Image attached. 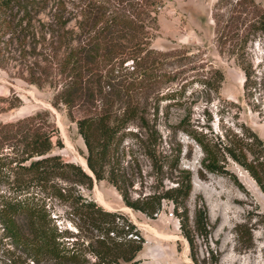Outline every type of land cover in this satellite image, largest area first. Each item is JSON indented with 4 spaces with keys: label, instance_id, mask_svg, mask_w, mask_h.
I'll return each instance as SVG.
<instances>
[{
    "label": "trees",
    "instance_id": "obj_1",
    "mask_svg": "<svg viewBox=\"0 0 264 264\" xmlns=\"http://www.w3.org/2000/svg\"><path fill=\"white\" fill-rule=\"evenodd\" d=\"M73 1L58 0L47 12L50 18L43 35L53 36L56 41H48L45 45L48 53L41 56L48 63L43 68L44 73L60 76L54 84V105L61 104L70 111L81 107L85 111L76 124L87 148L85 157L92 175L80 164L68 161L54 151L55 147H60V141L53 140L55 129L45 111L0 123V181L7 185L0 190L3 230L13 244L21 246L30 257L53 264L138 263L137 257L146 239L133 221L121 211L103 208L76 189L77 185L91 186L94 178L106 179L116 187L128 207L150 217L162 211L166 203L172 204L180 229L189 242L192 264H218V258L213 255L208 259L197 258V239L207 242L211 234L207 206L203 200L196 205L192 224L187 200L193 173L180 166V145L169 146V152L162 148V136L157 127V100H151L154 104L153 112H150L148 104L131 98V93L144 86L146 80H157L161 75L151 70L149 62L157 53L151 43L152 26L140 18L137 10H110L109 1L78 0L83 6L80 13V7ZM49 2L0 0L2 49L8 50L9 54L19 52L22 63H29L28 66L31 62L39 63L31 58L40 55L38 44L27 41L37 36L33 14L46 11ZM143 2L149 11L156 13V0ZM67 13L75 15L73 28H67L73 20L66 17ZM150 19L157 21L155 16ZM258 32L264 36V11L252 23L248 33ZM237 45V52L232 50V53L240 62L247 46ZM129 60H132L131 64ZM260 64L263 68L261 82L256 79L258 73L251 65L243 66L248 97H254L261 85L264 87V59ZM215 72L220 84L224 73L221 70ZM45 81L49 82L48 77ZM211 85V78L205 81L209 89H212ZM16 99L8 100L9 107L18 106ZM131 124L138 130L130 129ZM180 125L201 150L199 176L204 172L227 174L237 181L228 170L231 159L251 174L264 193V139L257 131L242 123L239 131L230 127L221 134L209 125H192L187 118L181 120ZM128 134L136 138L149 160L150 173L144 174L135 158L126 163V148L122 141ZM145 175L153 180L151 184ZM138 179L143 188L134 196ZM166 179L175 185L166 187ZM58 180L72 184L71 187H52L57 189L60 199L68 203L70 214L77 220V233L62 228L59 232L52 226L49 213L41 202L40 194L47 192L48 186ZM146 188L149 192L143 190ZM70 237L76 239H67Z\"/></svg>",
    "mask_w": 264,
    "mask_h": 264
},
{
    "label": "rangeland",
    "instance_id": "obj_2",
    "mask_svg": "<svg viewBox=\"0 0 264 264\" xmlns=\"http://www.w3.org/2000/svg\"><path fill=\"white\" fill-rule=\"evenodd\" d=\"M43 1L45 3L47 0ZM103 1H109L110 10L113 11H139L140 18L152 26L151 43L157 53L151 56L149 62L152 64L151 70L161 75L157 80H146L144 86L131 93V98L148 104L150 112H153L154 104L151 100L156 99L159 105L157 127L162 136V148L167 152L169 146L180 145L182 148L180 166L193 173L192 189L187 200L192 224L196 205L203 200L207 206L211 234L207 242L197 239V258L208 259L213 255L218 258V264H264V193L251 174L231 159L228 170L236 176L237 181L227 174L204 172L203 176H199L201 150L180 125L181 120L187 118L192 125H209L222 134L230 127L239 131L241 124L245 123L264 139V87L258 85L260 87L254 97L246 96L243 70V66L251 65L258 73L256 79L261 82L264 36L259 32H248L264 11V0H253V3L251 0H156V13L149 11L143 0ZM57 2L50 0L46 11L33 14L32 23L37 36L27 41L38 44L37 52L40 55L35 54L31 61L36 59L39 63L34 65L31 62L30 66L29 63L23 64L19 52L9 54L8 50L2 49L3 40L0 42V123L17 121L45 111L55 129L53 140L60 141V147H55L54 151L85 169L82 158L86 159L87 148L76 124L85 111L81 107L70 111L61 104L54 105V84H57L60 76L47 75L43 71L48 64L42 60V56L48 53L45 45L48 41H56L53 36L43 35L50 18L47 12ZM73 3L80 7V13L82 3L78 0ZM150 16L157 18L156 23L152 22ZM66 17L73 19L67 28H73L75 15L67 13ZM237 44L247 46L240 62L232 53V50L237 52ZM131 61L128 63L131 64ZM216 70L224 73V80L220 84ZM47 77L49 82L45 81ZM210 78L212 89L205 86V81ZM12 97L18 98V106L13 108L8 105ZM130 129L135 131L138 127L131 124ZM122 143L126 148V163L135 158L140 162L144 174L150 173L149 160L136 138L128 134ZM85 170L92 175L90 169ZM145 178L148 184L153 182L149 176L145 175ZM52 185L60 188V185L71 187L72 184L58 180L48 186L47 192L40 194L41 202L49 213L50 224L59 232L62 228L77 233V220L70 214L68 203L60 199ZM164 185L168 187L175 183L166 179ZM6 187L4 181H0V190ZM135 188H138L134 192V196H137L143 188L139 179ZM76 189L107 210L125 213L145 237L146 242L137 257L139 262L129 264L194 263L189 242L180 229L179 218L172 204L166 203L162 211L150 217L128 207L116 187L106 179L99 181L94 178L91 186L77 185ZM143 190L149 192V188ZM67 239L74 240L76 237ZM0 264L53 263L30 257L21 246L13 244L0 223Z\"/></svg>",
    "mask_w": 264,
    "mask_h": 264
},
{
    "label": "bare ground",
    "instance_id": "obj_3",
    "mask_svg": "<svg viewBox=\"0 0 264 264\" xmlns=\"http://www.w3.org/2000/svg\"><path fill=\"white\" fill-rule=\"evenodd\" d=\"M82 159H83V165L85 166V169H87L88 171H90L89 168H88L86 159L85 158H82ZM196 186H197V184L195 183V188H197Z\"/></svg>",
    "mask_w": 264,
    "mask_h": 264
}]
</instances>
